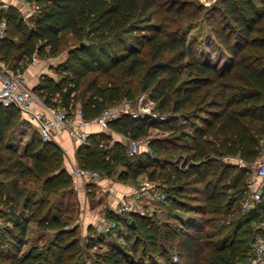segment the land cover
<instances>
[{"label": "trees", "instance_id": "obj_1", "mask_svg": "<svg viewBox=\"0 0 264 264\" xmlns=\"http://www.w3.org/2000/svg\"><path fill=\"white\" fill-rule=\"evenodd\" d=\"M29 1L40 11L25 21L12 6L0 54L15 71L14 59L65 54L57 77L42 75L33 89L46 105L80 106L95 118L143 93L155 101L157 117L126 114L109 126L130 143L149 139L147 148L131 154L130 145L102 133L78 148L77 164L108 177L124 166L121 180L146 173L163 184L169 214L184 213L176 226L147 213L107 212L127 228V243L90 256L94 263L250 264L264 212H242L241 201L264 139V0H218L209 10L197 0ZM204 14L232 56L221 69L198 60L185 32ZM19 122L17 107L0 104V263L86 264L87 251L106 237L84 246L78 226L68 227L61 197L74 180L62 151L35 132L22 157L8 146ZM153 127L170 134L151 139ZM31 222L55 236L23 251Z\"/></svg>", "mask_w": 264, "mask_h": 264}, {"label": "built area", "instance_id": "obj_2", "mask_svg": "<svg viewBox=\"0 0 264 264\" xmlns=\"http://www.w3.org/2000/svg\"><path fill=\"white\" fill-rule=\"evenodd\" d=\"M16 3L23 5L24 11L22 18L28 21L31 16L40 11L41 5L37 2L29 0H13ZM11 4L9 1L0 0V42L7 36L8 19ZM152 101V100H151ZM153 102V101H152ZM0 103L5 105H14L22 115L31 118L35 124L37 132L43 140L50 141L57 134L67 132L72 138L76 139L80 144H87L90 138L89 127L97 125L104 129L109 128L110 124L119 120L124 115L129 114L134 118L144 116L148 109L145 107L141 111L131 110V101L125 100L105 109L95 118H85L83 109L77 107L73 113L69 110L60 107H51L44 103L34 91L27 85V81L23 74L15 72L12 67L0 57ZM73 115V116H72ZM74 116H79L80 119H73ZM154 117L157 114L154 113ZM164 119L165 117H160ZM147 140L132 141L130 143L131 154H136L142 145L148 144ZM262 149L260 155L254 163V178L250 186L255 185L256 181L264 186V139L261 140ZM67 168L69 174L74 179H80L86 184L99 179L101 174L97 170L84 168L77 163L68 161ZM142 190H135L128 197L123 199L119 204L116 212L118 215H126L129 213H146V208L143 204ZM161 199H165L164 193L159 194ZM263 199L262 192L252 190L242 202V210L249 212L257 209L258 204ZM97 227L99 233H109L118 228L115 221L108 218L99 220ZM258 226L264 231V221L258 223ZM108 231V232H106ZM253 256L250 257V264H264V234H257L253 241Z\"/></svg>", "mask_w": 264, "mask_h": 264}, {"label": "crops", "instance_id": "obj_3", "mask_svg": "<svg viewBox=\"0 0 264 264\" xmlns=\"http://www.w3.org/2000/svg\"><path fill=\"white\" fill-rule=\"evenodd\" d=\"M4 1L10 2V4H11L10 9L12 8V6L20 9L21 16H22V13L24 11L23 5L16 3L13 0H4ZM37 55L38 54L36 53L34 55L33 59L31 61H28V62H25L24 60L14 59L12 64L19 66V67H17V71H15L13 66L11 65L12 69L15 72L23 74L25 79L30 81V84H31L30 88L32 90L39 83L42 75L47 74V75L57 77L56 72H53V70L55 67L58 66V64L60 62H62L64 60V57H65V55L61 58H59V56L58 57H49V59H52L53 61L48 62L47 66H45V65L43 66V64L47 63L46 60H38V62H40V64L37 63V60H35V56H37ZM0 57L3 58L1 54H0ZM38 57H39L38 59H41V56L38 55ZM0 104H3V103H0ZM3 105L4 106H10V105H5V104H3ZM78 107H80V106H78ZM73 111H74V109L71 110L70 112L73 113ZM19 114L22 118H24L25 120L30 122L33 125V127L36 129V124L31 118L22 115L20 111H19ZM73 119L78 120V119H80V117L74 116ZM36 131H37V129H36ZM88 131L90 132V136H97V135L99 136L102 133H106L112 138L111 143L116 142V141H121L123 143H127L128 145H130V141H129L128 137H126L125 135H123L121 133L114 132L110 127L107 129H104L102 127L94 125L92 127H89ZM31 137H32V134L29 136V138L25 142L24 141H18V142H15L16 144H13L14 142H12V140H9V138H8V146L13 147L15 150L18 151V153L22 157H24L26 146H27ZM145 140L148 141L149 139H145ZM50 141L51 142L53 141L55 144H57L60 147L62 154H63V158H64V169L66 170L68 175L71 176L69 174V169L67 168V162L71 161V162L77 163L76 152L82 144H80L76 139L72 138L67 132L55 135L53 137V139ZM142 146L147 147V144L142 145ZM234 159H236L238 161V163H240V164L245 163L243 161V159H241V158H234ZM124 169H125L124 166H119L116 170V173L113 176L108 177L105 175H101V177L99 179L93 181L90 184H86L82 180L74 179L72 177V179L74 180V186L71 189L72 193L73 194L77 193L78 200H79L77 202V204L79 203V205H82V212L80 213V217H81L80 222L82 221L84 225H87L85 227V231H84L85 236L88 237V235H89L90 238L94 237L92 235V233L89 232V228L92 225V223L96 222L97 220L99 221L100 217L101 218L106 217L107 212H109V211L117 214L116 210H117L119 204L121 203V201L123 199H125L126 197H128V195H130L135 190H142V192H144L143 200H142L143 204L150 205V203H153L154 201H156V199H159L158 204H164V206L167 207L165 205L164 199H161L159 196L160 193L165 194V192L163 191V188H162L163 184L161 182L150 181L148 178V175L146 173L141 174L134 181L131 179L121 180L119 178V175ZM253 172H254V168H252V172L249 175L248 186H247L248 187L247 188L248 189L247 195L249 194L250 191L258 190V189L262 192V195H263L264 186L262 187L259 184V181H256L255 185L250 186L251 182H253L255 180ZM90 186H91V188H87ZM87 190L91 193H94V196L91 195V197H90L88 194L86 195V192H88ZM68 193H69V191L67 192V194ZM94 197H96V199H97L96 201L93 200ZM243 200L241 201V211L242 212H244L242 210ZM61 205L63 206V200L62 199H61ZM258 208H259V211L264 212V199H262L260 201V203L258 204ZM62 210H63V208H62ZM165 213H167L170 218L174 217L176 219L177 215L176 214H174V216L170 215L168 207H167V211ZM163 221H167V220H163ZM169 222H170V220H169ZM179 223H180V221H179ZM82 229H83V227H82ZM255 230H256V234H260V235L264 234V231L258 226V224L255 226ZM105 242L107 244H110V242H108L107 238L105 239V241L103 243H105Z\"/></svg>", "mask_w": 264, "mask_h": 264}, {"label": "rangeland", "instance_id": "obj_4", "mask_svg": "<svg viewBox=\"0 0 264 264\" xmlns=\"http://www.w3.org/2000/svg\"><path fill=\"white\" fill-rule=\"evenodd\" d=\"M217 1L218 0H197V4L199 6L206 7V10H209L213 5L217 3ZM208 18H209L208 15L204 14L202 18L198 20L187 22L185 26V32L187 33L189 40H195L196 47H197L196 55H197L198 60L203 63L211 64L218 69L219 68L221 69L225 65L231 63L232 56L228 52H226L224 47L217 41L213 33V29L210 26V22ZM67 39L68 41L66 42V45H70L71 40L69 38ZM64 55L65 54L62 53L59 56V58L63 57ZM38 58H39L38 55L35 56V60H37V63L39 64L40 62H38V60H46L47 63L43 64V66L44 65L47 66L48 62L53 61L52 59H49V56L41 57V59H38ZM55 71H56V68H54L53 72ZM26 81H27V85L31 87L30 81L29 80H26ZM125 100L126 99H123L120 102H124ZM120 102L119 104H122ZM130 106H131L130 107L131 110H134V111H141L142 108L145 107L148 110L146 113L144 111L143 117H145V114H149V117L147 118L154 117L155 101L152 102L147 93L141 94L135 102H131ZM35 132L37 131L33 127V125L20 116V123H18V125L10 133L8 138L9 140H12V142H14L13 144H16L15 142H18V141L25 142L29 138V136ZM168 134H170L169 130H164L158 127H153L150 130L149 138L152 139V138L163 137ZM143 148H147V147H143ZM87 188H91V186ZM87 194L90 197L91 195L94 196V193H91L89 191L86 192V195ZM61 199L63 200V210L60 211V214L64 220H67L68 218V221H67L69 222L68 227L78 226V230L80 231V238L82 240L81 242L84 246H86L87 239L88 240L91 238L97 239L99 238V236H101V234L105 235L108 242H110V244H107L106 242L100 243L92 247L91 249H89L87 251L88 256L85 257L86 264H95L93 259L90 256H93L94 254H97V253H103L106 250L110 249L111 247L125 248V244L127 243V234H128L127 228L125 226L120 225L118 226L116 230H113L112 232L107 233V234L99 233L97 227L100 222L97 220L96 222L92 223V225L89 228V232H91L94 237L90 238V236L88 235L89 237L88 238L87 236L84 235L85 227L87 225H84L82 221L80 222L81 220L80 213L82 212V205H79V203L77 204V202L79 201L77 193L73 194L72 190H70L69 193L68 194L65 193L61 197ZM93 200L96 201L97 200L96 197H94ZM158 200L159 199H156V201H154L153 203L149 202L150 205L144 204L146 208V213L153 215V216L156 215L160 220H167L168 222L169 220L170 222L173 221L172 223L178 226L179 221H180L178 219L181 218L180 214L183 215L184 213L183 212L180 213L179 211L178 214H176L178 216L176 219L174 217L170 218L169 215L165 213L167 211V207H165L164 204H158L159 203ZM99 219H102V218L100 217ZM0 222H1V225L3 226L4 219H2ZM54 236H55L54 229L48 230V231H41L37 227L36 223L31 222L30 229L28 231V235L26 239V244L23 246L22 250L23 251L29 250L34 245L43 246L47 244L48 240L52 239ZM3 263L4 262H1L0 264H3Z\"/></svg>", "mask_w": 264, "mask_h": 264}, {"label": "water", "instance_id": "obj_5", "mask_svg": "<svg viewBox=\"0 0 264 264\" xmlns=\"http://www.w3.org/2000/svg\"><path fill=\"white\" fill-rule=\"evenodd\" d=\"M145 117H149V114H145ZM134 221L131 222V225H134Z\"/></svg>", "mask_w": 264, "mask_h": 264}]
</instances>
